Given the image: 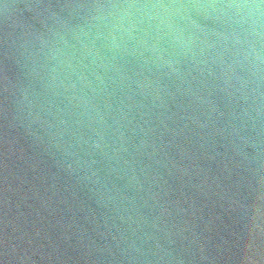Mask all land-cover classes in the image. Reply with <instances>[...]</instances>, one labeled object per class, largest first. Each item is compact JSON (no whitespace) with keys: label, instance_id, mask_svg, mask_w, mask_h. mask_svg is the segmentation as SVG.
I'll return each mask as SVG.
<instances>
[{"label":"water","instance_id":"1","mask_svg":"<svg viewBox=\"0 0 264 264\" xmlns=\"http://www.w3.org/2000/svg\"><path fill=\"white\" fill-rule=\"evenodd\" d=\"M0 264H264V0H0Z\"/></svg>","mask_w":264,"mask_h":264}]
</instances>
